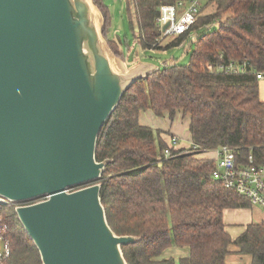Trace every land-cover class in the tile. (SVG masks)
<instances>
[{
	"label": "trees",
	"instance_id": "trees-1",
	"mask_svg": "<svg viewBox=\"0 0 264 264\" xmlns=\"http://www.w3.org/2000/svg\"><path fill=\"white\" fill-rule=\"evenodd\" d=\"M177 1L132 0L133 9H127L143 51L178 47L190 32L204 25L215 28L195 40L188 64H164L137 80L102 126L95 158L112 160L99 181L107 223L118 236L140 239L121 248L127 264H226L230 246L250 256V264H264V221L248 225L232 240L222 219L224 210L249 208V201L212 178V160L195 154L163 159L168 143L162 132L139 123L145 111L158 118L166 114L171 121L180 113L189 117L190 142L201 151L228 146L242 161L251 155L264 167V102L256 78L264 74V0H209L189 31L163 44L156 24L159 7ZM94 3L104 15L107 33L108 11L99 0ZM209 4L214 10L204 14ZM115 43L114 53L123 58ZM230 63L245 65L244 71L210 73L205 68ZM14 209L0 207L11 246L4 264H41ZM171 246L189 248V256L161 258Z\"/></svg>",
	"mask_w": 264,
	"mask_h": 264
},
{
	"label": "water",
	"instance_id": "water-1",
	"mask_svg": "<svg viewBox=\"0 0 264 264\" xmlns=\"http://www.w3.org/2000/svg\"><path fill=\"white\" fill-rule=\"evenodd\" d=\"M92 0H0V198L41 264H127L100 200L111 159L102 126L123 94L160 70L128 68L106 46ZM165 28V27H164Z\"/></svg>",
	"mask_w": 264,
	"mask_h": 264
},
{
	"label": "built area",
	"instance_id": "built-area-1",
	"mask_svg": "<svg viewBox=\"0 0 264 264\" xmlns=\"http://www.w3.org/2000/svg\"><path fill=\"white\" fill-rule=\"evenodd\" d=\"M203 0H178L172 5H162L159 7V14L156 18V24L160 30V39L179 36L189 31L197 23L201 12V3ZM209 1V0H204ZM212 25H204L206 30H210ZM165 27V28H164ZM194 34V32H190ZM206 70L210 73L225 72L238 73L243 72L235 64L230 63L228 66L206 65ZM257 80L264 79L263 73L256 74ZM179 139L175 136L169 138L168 146L162 151L163 159H170L183 154H195L197 158L209 159L214 162L212 178L221 183L222 187L235 192L240 197L249 201L250 206L264 212V167L256 165L251 155L247 161L238 158L236 150L221 146L212 151H201L191 143L187 148H178ZM46 198L37 199L29 203H14L0 198L1 206L28 205L45 200ZM11 255V246L7 238V225L2 219L0 211V264Z\"/></svg>",
	"mask_w": 264,
	"mask_h": 264
},
{
	"label": "rangeland",
	"instance_id": "rangeland-1",
	"mask_svg": "<svg viewBox=\"0 0 264 264\" xmlns=\"http://www.w3.org/2000/svg\"><path fill=\"white\" fill-rule=\"evenodd\" d=\"M101 4L107 9L109 17H110V28L109 31L106 33V26H105V18L98 7L94 3V0H92V4L96 6V8L99 10V12L103 16V25L101 27V34L102 38L108 47L111 54L117 58L125 62L128 68L133 67L137 63L143 62L150 64L154 66L155 68L162 67L164 64H170V63H176L181 65L188 64L189 61V53L192 50L194 46L195 40L203 35L205 31H207L204 27H202L198 32H195L194 34H190V36L185 40L183 44H181L178 47H173L167 50L162 51H143L137 41V31L134 27L132 29L127 9L129 8L131 10L132 8V0H99ZM207 4V1H202L201 3V9H203ZM133 9V8H132ZM214 10V5L209 4L206 9L204 10L205 13H210ZM202 11V10H201ZM215 27L212 26L211 29L213 30ZM119 45V50L124 54V57L122 58L121 55H117L114 53L113 48L117 50L115 47L116 43ZM170 38H166L163 40V44H166ZM136 61V62H134ZM147 113H150L155 123H148L152 129L157 130L158 128H167L169 126L168 118L166 119H159L158 117L155 118L153 113L151 111H147ZM173 126L176 125V127L179 128V132L182 134V137L187 134L188 130L185 126V121H180L179 119L173 121ZM162 132V131H161ZM163 134V132L161 133ZM182 143H185V145H188L186 140ZM261 215L256 217L255 221H263L264 220V212L262 210Z\"/></svg>",
	"mask_w": 264,
	"mask_h": 264
},
{
	"label": "crops",
	"instance_id": "crops-1",
	"mask_svg": "<svg viewBox=\"0 0 264 264\" xmlns=\"http://www.w3.org/2000/svg\"><path fill=\"white\" fill-rule=\"evenodd\" d=\"M258 92H259V99L264 102V79L259 80L258 82ZM154 115V114H153ZM155 116V115H154ZM155 118H157L155 116ZM168 116L164 114L163 117L159 119H166ZM179 119L180 121H185V126L188 130V125H189V117L183 116L180 113H177L174 120ZM169 121V126L167 128H158L157 130L162 131L163 134H161V138L163 141L166 143L169 142V138L171 136H175L179 139L178 142V148H187L189 146L190 142V135L189 132L185 134V136L182 137V134L179 132V128L173 126V121H171L168 118ZM156 121L154 120V117L150 114L147 113V111L140 113L139 115V123L141 125L148 126V123H155ZM152 128V127H151ZM186 140L188 145H185V143H182ZM261 211L257 208L254 207H249L245 209H228L224 210L223 212V223L226 227V231L230 235L231 239L234 240L236 239L239 235H241L246 227L250 224H257L263 221L256 222L255 219L258 216L261 215ZM230 254L226 256L225 258V263L226 264H250L251 263V257L247 255H240L238 254V248L235 246H230L229 247ZM189 248L187 247H176V246H171L164 250V252L161 255V258H173L175 260L182 258V257H187L189 256Z\"/></svg>",
	"mask_w": 264,
	"mask_h": 264
}]
</instances>
